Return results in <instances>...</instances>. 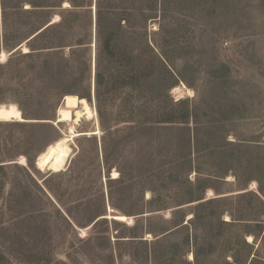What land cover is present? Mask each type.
<instances>
[{"label":"rangeland","instance_id":"374dc122","mask_svg":"<svg viewBox=\"0 0 264 264\" xmlns=\"http://www.w3.org/2000/svg\"><path fill=\"white\" fill-rule=\"evenodd\" d=\"M9 104L0 264H264V0H0Z\"/></svg>","mask_w":264,"mask_h":264},{"label":"bare ground","instance_id":"6f19581e","mask_svg":"<svg viewBox=\"0 0 264 264\" xmlns=\"http://www.w3.org/2000/svg\"><path fill=\"white\" fill-rule=\"evenodd\" d=\"M183 87V86H182ZM184 88V87H183ZM174 92H182L181 87H176ZM66 107L60 108L58 110V122H68L72 125L70 126L71 136H74L76 133L73 130V124H77L82 117L90 119L93 117V111L88 102L84 98H78L76 96L66 95L64 101ZM11 120H24L20 109L15 104L1 105L0 106V121H11ZM70 137L62 138L48 153L45 155L40 165L44 169L50 163L53 156L58 152L60 146L69 140ZM115 177V176H114ZM189 217V216H188ZM252 237L248 236V241H251ZM191 258V257H190Z\"/></svg>","mask_w":264,"mask_h":264},{"label":"trees","instance_id":"16d2710c","mask_svg":"<svg viewBox=\"0 0 264 264\" xmlns=\"http://www.w3.org/2000/svg\"><path fill=\"white\" fill-rule=\"evenodd\" d=\"M231 219H234V218H232L231 217ZM229 221H232V220H229ZM257 225H259V227H260V225H261V235H262V238L264 237V223H261V222H259V223H256ZM263 227V228H262ZM245 244H247L248 245V243L247 242H245ZM231 264H238V262H237V260L235 259V257L234 256H232V261H231Z\"/></svg>","mask_w":264,"mask_h":264}]
</instances>
